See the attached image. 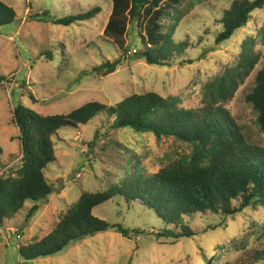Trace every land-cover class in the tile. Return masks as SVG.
<instances>
[{
	"label": "rangeland",
	"instance_id": "obj_1",
	"mask_svg": "<svg viewBox=\"0 0 264 264\" xmlns=\"http://www.w3.org/2000/svg\"><path fill=\"white\" fill-rule=\"evenodd\" d=\"M232 1L211 0L208 6L194 9L181 21L176 39L184 34L193 41L202 38L183 59L178 58L169 67L124 60L113 74L103 77L91 74V69L121 56L103 36L111 11L107 0H3L16 13L14 23L0 28V75L7 79L0 89V148L7 169L18 166L21 157L18 131L10 123L12 110L18 103L41 116L66 115L86 103L114 106L130 95L154 92L164 98H177L184 108H199L205 83L236 63L246 37L254 36L260 28L264 30V10L257 11L246 28L229 41L215 45L217 21ZM95 5H99L101 12L81 24L63 27L38 21L44 9L61 17ZM137 30L136 22L130 24L127 42L131 50L138 45ZM259 48L264 53V46ZM183 60L192 64L180 63ZM259 69L260 66L226 108L248 141L264 147L256 115L245 102ZM28 93L35 102L28 98ZM110 126L111 122L103 116L78 130L58 131L53 138L55 161L45 171L55 191L38 204L39 210L32 218L27 220L26 211H22L0 225V264H201L204 258L213 260L214 256L218 258L217 264H239L264 249L262 241L255 242L251 237L254 223L256 229L264 226V209H248L223 221L197 218L192 224L197 229L196 236L173 243L156 238L152 230L159 229L161 223L152 212L140 211L139 207L127 210L124 203L117 206V199H113L94 209L93 215L110 225L144 230L142 235L124 236L109 229L71 243L53 256L24 260L18 252L21 243L46 236L82 192L101 191L115 182L116 174L123 173L121 168L131 155L144 156L145 169L156 172L161 161L166 162V156L172 158L189 151L172 140L158 143L150 134L113 131ZM30 207L32 204L26 203V208ZM214 226L217 228L210 230ZM16 232L21 235L20 240L15 237ZM233 241H237L235 246Z\"/></svg>",
	"mask_w": 264,
	"mask_h": 264
},
{
	"label": "trees",
	"instance_id": "obj_2",
	"mask_svg": "<svg viewBox=\"0 0 264 264\" xmlns=\"http://www.w3.org/2000/svg\"><path fill=\"white\" fill-rule=\"evenodd\" d=\"M107 1L111 11L103 36L121 56L91 69V74L103 77L113 74L124 60L169 67L178 58L186 57L202 38L193 41L184 34L176 39L180 23L194 9L208 6L211 0ZM262 10L264 0H233L220 14L214 44L229 41L236 32L248 26L254 12ZM72 12L57 17L44 9L38 21L68 27L94 19L101 9L95 5L86 11ZM15 20V11L0 0V28ZM133 22L138 28V45L131 50L127 32ZM263 32L260 28L254 36L246 37L240 45L236 63L205 83L197 109L184 108L177 98H164L154 92L130 95L114 106L86 103L66 115L41 116L18 103L10 120L18 131L21 148L18 166L7 169L0 148V225L22 211H26L27 220L32 218L39 210L38 204L54 193L45 171L55 161L53 138L59 130H78L96 117L104 116L111 122L109 128L113 131L150 134L158 143L166 139L189 148L179 156H166V162L161 161L156 172L145 169L144 156L131 155L121 168L123 173L116 174L115 182L101 191L82 192L46 236L39 241L34 238L33 242L21 243L19 255L26 261L53 256L71 243L109 229L124 236L142 235L144 230L110 225L93 215L94 209L113 199H117V206L124 203L127 210L139 207L140 211L152 212L161 223L159 229L152 230L156 238L173 243L196 236L197 229H193L192 224L197 218L223 221L234 219L248 209H264V147L248 141L226 108L260 66L245 102L251 106L258 130L264 135V53L259 48L264 46ZM180 63L190 65L192 61ZM6 80V76L0 75V89ZM26 95L35 102L30 93ZM26 203H31L32 207L26 208ZM256 225L252 226L255 232L251 237L264 244V226L256 229ZM20 236L15 233L18 240ZM236 243L233 241L232 246ZM248 259L251 261L246 263ZM248 259L239 264H264V249L254 252ZM217 260L215 256L213 260L204 258L201 264H217Z\"/></svg>",
	"mask_w": 264,
	"mask_h": 264
}]
</instances>
